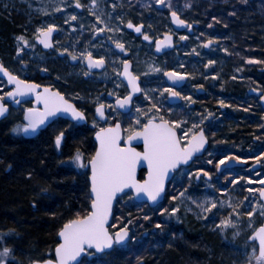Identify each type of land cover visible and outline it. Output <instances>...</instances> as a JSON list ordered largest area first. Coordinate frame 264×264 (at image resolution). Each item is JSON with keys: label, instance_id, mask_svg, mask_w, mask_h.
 <instances>
[{"label": "rangeland", "instance_id": "obj_1", "mask_svg": "<svg viewBox=\"0 0 264 264\" xmlns=\"http://www.w3.org/2000/svg\"><path fill=\"white\" fill-rule=\"evenodd\" d=\"M61 3L67 5L59 12L54 9ZM85 5L84 9L77 8L74 0H0V11L5 14H16L21 21L15 29L18 33L9 37L10 47L3 48L2 57L14 74L24 77L37 76L42 70L53 78H57L61 88L69 83L73 76L79 77V72L70 64L68 57L57 58L59 52L52 56H43L35 41L36 29L55 23L61 27V34L56 41L60 48H70L72 38L77 36L79 30L91 22L103 27L90 9V0H81ZM99 7L97 14H107L111 12L112 19L109 26H119L123 31L96 33L103 36L101 40H96L75 51L77 59L79 53L92 51L94 56L103 55L108 61V67L100 74L94 75L92 80L102 83L106 90L107 102L111 108L106 110L108 122L120 121L124 130V137L128 133V126H135V121L139 119L141 124L144 121L142 114H138L137 107L146 110L151 100L141 92L140 96L133 102L130 112L120 113L114 108L113 101L117 95L125 94V87L118 78L119 72L115 69L119 66L123 58H130L133 61L134 73L140 76L141 89L153 96V90H162L169 87L164 78L163 72H155L151 67H157L167 71L169 68L175 71L189 73L187 84L180 90L181 102L170 104L167 95L161 96L160 91H156L153 99L158 103L159 115L166 119L187 118L189 123L185 127H190L192 123H199V118L212 113L202 127L209 139V145L199 160L186 168L179 170L172 180V184L167 189V195L162 203L155 207H149L146 203H138L131 191L121 195L116 202V210L120 216H116L111 224L117 228L132 221L129 224L130 235L136 239L120 246L124 250L135 243V248L147 237L153 244L152 249L156 250L164 244L173 243L180 238L184 232L199 230L211 235L213 244L222 248L226 252L230 264H247L249 253L258 247L252 232L264 221V215L260 214L259 203L262 202L259 193L249 192L250 188L259 189L260 183L264 181V157L257 163L251 157L264 152V110L260 105V96L264 94V0H171V8L168 0L163 4H157L155 0H97ZM115 4V9L112 5ZM190 4V7L186 5ZM46 9V10H45ZM175 9L180 13L182 19L187 20L192 26L181 33L176 34L175 48L173 51L163 55L155 56L153 53L154 41L161 37L164 32H173L169 22L168 14ZM75 13L77 20L69 19ZM235 13V15H233ZM122 16L124 23L121 25L115 17ZM212 17H217L213 21ZM131 19L133 23L139 24L143 21L144 32H148L153 37L152 40H145L142 36L131 39L130 28L127 21ZM65 21H68L65 23ZM75 25V27H73ZM83 25V27H81ZM94 29L92 28V32ZM129 33V34H128ZM23 35L28 39L29 44L17 39ZM130 35V36H129ZM187 36V40H180V36ZM210 36L218 37L212 45L206 46L201 42L206 41ZM119 39L129 48L128 52L115 47L113 41ZM23 48L22 52H17V48ZM228 49L227 52L224 49ZM195 49V51H193ZM249 57L253 59L249 60ZM209 60H214L215 64L204 67ZM74 62V60H72ZM46 68V71H45ZM240 69V71H237ZM203 85V89L198 86ZM260 91L257 92L256 89ZM10 89L5 81L0 79V96L5 95ZM66 90V89H65ZM68 96H73L72 91H65ZM191 94L194 103H187L184 96ZM219 100H224L225 104L220 105ZM25 105L13 107L3 121L13 137L20 138L22 131L17 133L13 128L24 123ZM173 111L168 114V109ZM87 113L94 112L92 109H85ZM91 125L95 131L98 126L106 127V123H100L92 114ZM93 120L96 123H93ZM62 130H59L60 132ZM57 132V134H58ZM56 134V135H57ZM219 149V151H218ZM231 151L235 155L243 156L241 161L231 160L222 166L221 171H217L215 164L222 155H227ZM213 161L208 164L207 161ZM204 168L206 172L212 173L211 178L201 174L200 177L193 175L189 177L188 172L196 168ZM89 169V168H88ZM229 169L233 177L239 175L242 179L232 185L225 176ZM250 177V179H248ZM231 179V178H230ZM215 185V187H212ZM221 187H226L228 193H221ZM183 193V195H181ZM176 196V200L171 198ZM231 196L233 203H240L247 197L248 200L241 204L243 214L239 218L238 230L232 226L219 228L220 219L227 217L232 208L228 205V197ZM207 197L223 199L225 203L218 209L205 214L201 212L197 205ZM191 198V199H190ZM195 201L196 203H193ZM138 204H141L138 206ZM180 205L177 214H170L171 207ZM257 207V212L249 218L246 213L251 208ZM168 209L161 213L160 208ZM124 211V212H123ZM136 215V217L134 216ZM145 216L149 219L146 223L140 224L138 220H143ZM235 218V213H233ZM143 218V219H142ZM113 219V217H112ZM161 220L163 224L157 228L152 220ZM152 226V227H151ZM112 230V229H110ZM234 233H236L234 235ZM117 246L111 250H116ZM110 251L104 254L92 252L88 256V262L93 264H113L114 259L110 256ZM20 262V261H19ZM253 264H256L253 259Z\"/></svg>", "mask_w": 264, "mask_h": 264}, {"label": "snow or ice", "instance_id": "obj_2", "mask_svg": "<svg viewBox=\"0 0 264 264\" xmlns=\"http://www.w3.org/2000/svg\"><path fill=\"white\" fill-rule=\"evenodd\" d=\"M157 4H163L165 0H155ZM247 2V0H244ZM77 8L83 9L84 4L81 0H74ZM90 11L95 16V20L99 22L103 27L97 26L95 23L92 24L94 29L93 35L96 33L105 32H118L123 31L119 26H109V21L112 19V13L97 14L96 9L99 7L97 0H90ZM168 6L171 8V0H168ZM190 7V4L186 5ZM65 3L59 4L54 10L59 12L61 9L66 8ZM116 5L113 4L112 8L115 9ZM46 10V9H45ZM235 15V13H233ZM70 20H77L75 13L71 14ZM120 24L124 23L123 17H115ZM171 19L176 25L191 27L192 25L185 19H182L180 13L175 9L171 11ZM213 21L217 17H212ZM68 21H65L67 23ZM75 27V25H73ZM83 27V25H81ZM128 28H134L137 33H140L144 27L143 21L136 24L131 19L127 21ZM58 25L55 23L47 24L46 26H40L36 29L34 34L35 39L41 41L46 46L50 45V39L54 32H56ZM145 40H152L153 37L148 32H143ZM18 40L23 41L24 44H29L28 39L25 36L20 35L17 37ZM187 36H180V40H187ZM218 37L210 36L206 41L201 43L206 46H211L214 40ZM115 47L122 50V52H128L129 48L125 46L119 39L113 41ZM173 43V35L170 32L164 33V39L156 40V48L160 49L164 45H171ZM23 48H17V52H22ZM64 53H68L69 49L64 48L61 50ZM195 51V49H193ZM225 52L228 49H224ZM71 59L77 60V54L71 53ZM81 60L87 61L88 70L91 71L93 67H106L108 61L105 56L93 55L92 51L86 53H79ZM253 59L249 57V60ZM264 63V61H260ZM215 64L214 60H209L204 67ZM123 71L120 75L127 78V85L130 86V91L126 95H117L115 104L119 108L127 107L133 103L134 94L142 92L148 100L152 103L146 109H140L137 107L138 114H142L144 121L137 119L135 126H128V135L126 141L122 140V126L120 121L108 122L105 119L106 127L98 126L95 136L99 141L95 153L89 158H85L84 155L77 150V153L72 160L76 164L84 169L90 168V210H85L83 214L76 212L75 215L68 218L58 231L59 242L54 246V256L49 255L48 258L32 260L30 264H83L82 254L92 255L91 249H94L100 253L106 250H111L115 245L126 243L127 240H135V236H131V229L128 223L123 224L119 228L114 224H110V219L113 216V202L117 198L118 193H123L127 189H134V195H145L146 198L152 202L158 201L162 196H166L165 183L168 180L170 174L173 171L179 170L182 166L190 164L198 154L202 155V150H205V145L208 142V137L205 134V128L202 127L204 121L212 116L211 112H208L207 116L199 118V123H192L190 127L187 118L181 117L180 119H166L163 115H159L158 103L153 99L156 91H160L161 96L165 94L168 99L175 100L182 95V92L176 90V87L165 88L162 90H153V96H149L147 91L141 89L140 76L132 71L133 62L129 59H123L120 61ZM152 71L163 72L164 75L171 81L179 82L186 79L190 74L184 71H175L169 68L167 71L157 67H151ZM0 71L6 76L9 84L14 85L11 91L4 93L5 96L16 99L18 96H27L34 94V104L36 106L29 107L25 111L26 122L22 125H17L13 128L14 132L24 133L34 132L41 125L45 123L50 117H55L60 112L69 113L71 118L76 121L85 119V112L78 108L76 104L72 102V99L66 97L65 93L59 89H53L51 85H40L34 80L22 79L20 75L14 74L4 66L3 62L0 61ZM46 71V69H45ZM119 72V66L115 69ZM240 71V69H237ZM88 73L86 72L85 75ZM203 89V85L198 86ZM260 91L259 88L256 89ZM261 100H264V95L260 96ZM184 100L191 104L194 103L191 94L184 96ZM3 96H0V115H4L8 111V105L3 103ZM220 105H224V100H219ZM111 108L110 105L104 103H97L96 112L100 118H106V110ZM168 114L172 113V109L169 108ZM95 124L96 121L93 120ZM64 131H60L55 136V144L57 147L61 145L64 138ZM137 138L143 139V151L138 150L132 146V142ZM219 151V149H218ZM261 157H264V152H260L259 155L251 157L257 163L261 162ZM241 161L244 159L243 156L235 155V153L229 151L227 155H222L221 158L216 161L215 167L217 171H221L222 166L231 160ZM144 161L147 163V175L145 179H137V167ZM208 164H212L213 161L208 160ZM228 171V175L225 176V180H228L232 185H235L238 180L242 178L239 175L233 177L231 170ZM201 174L211 178L212 173L206 172L204 168H196L192 172H188L187 175L192 177H200ZM31 177L32 173L27 174ZM231 178V179H230ZM250 179V177H248ZM212 187H215L213 185ZM221 193H228L226 187H221ZM249 192L259 193L260 197H264V186L259 189L250 188ZM183 195V193H181ZM172 200H176L177 197L173 196ZM191 199V198H190ZM248 200L247 197L240 203H233L231 196L228 197L227 203L232 208L227 217L220 219L219 228H227L232 226L237 228L239 224V218L243 214V208L241 204H244ZM196 203L195 201H192ZM35 203V202H34ZM225 201L212 197H207L204 201H201L197 207L201 212L205 214L210 213L213 209H218V204L221 206ZM180 210V205L177 204L171 207L170 214H177ZM260 214L264 215V201L259 203ZM168 209L160 208L161 213L167 212ZM257 212V207L253 206L251 211H247L246 215L251 218L253 214ZM235 213V218L233 217ZM144 219H149L145 216ZM161 225L157 224V228ZM112 229V230H110ZM236 233H234L235 235ZM252 237H255L259 241V253L257 255L256 248L254 247L249 253V259L247 264H253V259L256 264H264V224H261L252 232ZM12 249L9 247L0 248V264H8V257L11 254ZM51 253L52 250L50 249Z\"/></svg>", "mask_w": 264, "mask_h": 264}, {"label": "trees", "instance_id": "obj_3", "mask_svg": "<svg viewBox=\"0 0 264 264\" xmlns=\"http://www.w3.org/2000/svg\"><path fill=\"white\" fill-rule=\"evenodd\" d=\"M18 19V15L0 11V61L9 71L2 51L10 47L9 37L18 33ZM24 79L37 82L36 78ZM59 130L65 135L57 147L55 136ZM93 134L90 122L77 125L59 120L34 138L15 139L6 123L0 122V248L12 249L8 264H30L53 255L62 224L76 212L90 210L89 169L79 167L72 157L77 150L86 159L93 155ZM122 214L114 207L112 222ZM146 221L138 220L140 224ZM152 221L154 225L163 224L161 220ZM210 237L199 230L184 232L173 243L163 242L156 250L144 237L138 247L135 243L126 250L117 246L110 256L113 264H230L227 253ZM82 260L83 264L94 263L88 262L87 254Z\"/></svg>", "mask_w": 264, "mask_h": 264}, {"label": "flooded vegetation", "instance_id": "obj_4", "mask_svg": "<svg viewBox=\"0 0 264 264\" xmlns=\"http://www.w3.org/2000/svg\"><path fill=\"white\" fill-rule=\"evenodd\" d=\"M84 9V8H83ZM169 18V17H168ZM169 22H170V20H169ZM170 25H171V23H170ZM171 27H172V25H171ZM144 27H143V29H142V31L140 32V34L139 35H136L135 34V29L134 28H130L129 30H130V34L132 35V37H131V39L135 42V39L136 38H139L140 36H142V33L144 32ZM172 30H173V32H170V33H172V35L174 36V48H175V41H176V34L177 33H181V32H184L185 30H187V27H186V29L185 30H183V31H181V32H177V31H175L174 29H173V27H172ZM93 32H92V26H91V22H89L88 21V23L86 24V26H84L82 29H80L79 30V33H78V35L77 36H75V37H73L72 38V43H71V46H70V48H69V52H68V55H66V54H63V55H61L59 52H57L58 54H59V56H57V58H59V59H61V58H63V57H68L70 60V64L72 65V66H74L77 70H79V72H82V74H78L79 75V77L77 78V77H75V76H73V77H71L70 79H69V83L67 84V85H65V87H64V89L63 88H61V86H60V82H59V80L57 79V78H53V77H51L49 74H47L46 72L44 73L42 70L40 71V73H38L37 74V76H33V77H31V76H29V75H25L24 77H30V78H36V80H37V84H40V85H51L52 86V88L53 89H59L60 91H62V92H64L65 93V95H66V97H69V98H71L72 99V102L74 103V104H76V106L78 107V108H80L81 110H83L84 112H85V119H86V123L85 124H82V125H86L87 123H89V122H91V119L93 118L92 117V114H93V116H94V118L96 119V120H98L97 118H96V105H97V103H104V104H106V102H107V96H106V90L105 89H103V85H102V83H96V82H94L93 80H92V77L94 76V75H97V74H100V73H102L107 67H108V63H107V66L106 67H104L103 69H101V70H91V71H89L88 70V67L86 66V60H81L80 58H78L77 60H74V62L72 61V59H71V53H75V51H76V53H77V51L80 49V47L81 46H85V48H86V44H90V43H92V42H94V41H98V40H101L102 38H104L103 36H101V35H99V34H97V36H93V34H92ZM165 33V32H164ZM164 33H162V35H161V37L160 38H158V39H156V40H159V39H162L163 38V36H164ZM60 34H61V27L60 26H58V28H57V33L54 35V37H53V39H52V42H53V46L50 48V49H47V50H45L43 47H42V45L41 44H38V42H37V40L35 39V41H36V44H37V46H38V50H39V52L43 55V56H52L56 51H61L62 50V48H60L59 46H57V43H56V41H58V38H59V36H60ZM129 34V33H128ZM130 36V35H129ZM155 40V41H156ZM155 41H154V47H155ZM154 47H153V53H154ZM174 48L171 50V51H173L174 50ZM171 51H167V52H165V53H163V54H161V55H155V53H154V55L155 56H158V57H160V56H163V55H165V54H167V53H169V52H171ZM62 52V51H61ZM98 58V57H97ZM123 59H129V60H131L130 58H123ZM132 61V60H131ZM133 62V61H132ZM46 69V68H45ZM133 69H134V65H133V67H132V71H133ZM122 70H123V68H122V65H120V71H119V74H118V78H119V80L121 81V83L124 85V87H125V94L124 95H126L127 94V92L129 91L128 90V88H127V86H126V84H125V82L121 79V75H120V72H122ZM88 73L87 75H85V73ZM134 72V71H133ZM24 77H21L22 79H24ZM163 78H164V75H163ZM164 80H165V78H164ZM187 81H188V76L186 77V82L184 83V85L183 86H181L180 88H176V90L178 91V90H180V89H182L186 84H187ZM165 82H166V80H165ZM166 84L169 86V87H173V86H170L167 82H166ZM7 85V84H6ZM8 87V86H7ZM140 87H141V84H140ZM10 90L9 91H11V88L10 87H8ZM66 89V90H65ZM65 91H72L73 92V96H68V94L65 92ZM140 94H141V92L139 93V95L138 96H136V97H134V100H133V102H135V100L140 96ZM169 100V103L170 104H178V103H180L181 102V98L179 97V102H176V103H172L171 101H170V99H168ZM3 101H4V103L5 104H7L8 105V107H9V113H10V111H11V109L13 108V107H17V106H19V105H25V106H27V108H29V107H34L35 105H34V103H33V100H26V101H24V102H22V103H20V104H18V105H14L13 104V102H7L6 101V97H5V100L3 99ZM115 101H116V99L113 101V105H114V108H115ZM132 105H133V103H132ZM94 107V112L92 113V111L91 112H89V113H87V111L85 110V109H92ZM26 108V109H27ZM131 108H132V106H131ZM262 108V107H261ZM26 109L24 110V123H25V111H26ZM116 109V108H115ZM131 110V109H130ZM130 110L128 111V112H130ZM119 111V110H118ZM120 112V111H119ZM127 112V113H128ZM120 113H122V112H120ZM127 113H122V114H127ZM106 115H107V113H106ZM59 120H65V121H67V122H71V123H74V124H77V125H80L78 122H72V121H69V120H67V119H63V118H58V119H56V120H54L52 123H54L55 121H59ZM107 121H108V115H107ZM100 122V121H99ZM51 123V124H52ZM101 123V122H100ZM105 123V122H104ZM50 124V125H51ZM121 126H122V124H121ZM122 130H123V127H122ZM96 132V131H95ZM94 132V133H95ZM122 133H123V139H125L126 137H124V130L122 131ZM206 134V133H205ZM23 136V135H22ZM93 136H94V134H93ZM207 136V135H206ZM208 137V136H207ZM208 145H209V139H208ZM208 147V146H207ZM137 148L138 149H141L139 146H137ZM207 149V148H206ZM205 152V151H204ZM203 152V153H204ZM203 155V154H202ZM202 155H198V156H196V158L191 162V164L192 163H194L195 161H197V160H199V158L202 156ZM190 164V165H191ZM190 165H188V166H190ZM188 166H182L179 170H181L182 168H186V167H188ZM179 170H177V171H174L173 172V175H172V177H171V180H170V182L168 183V186H167V189L170 187V185L172 184V180L174 179V176H175V174L179 171ZM144 174H145V171H141L140 173H139V177H138V179H140V180H142L143 178H144ZM167 190H166V195H167Z\"/></svg>", "mask_w": 264, "mask_h": 264}, {"label": "water", "instance_id": "obj_5", "mask_svg": "<svg viewBox=\"0 0 264 264\" xmlns=\"http://www.w3.org/2000/svg\"><path fill=\"white\" fill-rule=\"evenodd\" d=\"M168 17H169L170 23H171V25H172V27H173V29H174L175 31H177V32H181V31H183V30L186 29L187 26H180V25H176V24H175V22L171 19V12L168 14ZM134 31H135V30H134ZM56 33H57V30H56V32L53 33V35H52V37H51V39H50V45H51V46H46V45H45L44 43H42L41 41L37 40L38 44H41L42 47H43L45 50L50 49V48L53 46L52 39H53V37H54V35H55ZM135 34H136V35H139L140 33H137V32L135 31ZM162 39H164V36H163ZM162 39H159V40H162ZM173 48H174V36H173V43H172L171 45H164L162 48L157 49V48H156V44H155V47H154V53H155V55H161V54H163V53H165V52H167V51H171ZM86 66H87V61H86ZM103 68H104V67H103ZM103 68H100V67H93L91 70H101V69H103ZM122 71H123V70H122ZM164 78H165L166 82H167L170 86H173V87H176V88H180V87L183 86L184 83L186 82V79H185V80L179 82V84H177L176 82L169 80L165 75H164ZM0 79H2L3 81H5V83L7 84V86L10 87V88H12V87L14 86V85L8 83L7 76H6L2 71H0ZM121 79L125 82V84H126L128 90L130 91V86L127 85V78L121 76ZM139 93H140V92L135 93V94H134V97L138 96ZM263 95H264V94H263ZM26 100H33V103H34V100H35L34 94H29V95H27V96H22V97H21V96H18L16 99H13V98H11V97H7V96H6V101H7V102H13L14 105H18V104H20V103H22V102H24V101H26ZM170 101H171L172 103L179 102V97L176 98L175 100H170ZM2 102L4 103V101H2ZM34 105H35V104H34ZM260 105H261L262 109L264 110V100H261V99H260ZM35 106H36V105H35ZM131 106H132V104H130V105H128L127 107H124V108H119V107L116 106V104H115V108H116L117 110H119L120 112H122V113H127V112L131 109ZM8 115H9V107H8V111H7L4 115H0V122L3 121L5 118H7ZM58 118L67 119V120L72 121V122H78L80 125L86 123V119H82V120L76 121L74 118H71V117H70V114H69V113L60 112V113H58L55 117H50L47 121H45V123H44L43 125H41V126H40L36 131H34V132L24 133V132L22 131V135H23V137H24V138H27V139H30V138H34V137H36L40 131H42V130H44L45 128H47V127H48V126H49L54 120H56V119H58ZM96 118H97L98 121H100L101 123H104V122H105V119L107 120V115H106V118H100V117H99V114L96 112ZM25 122H26V116H25ZM263 124H264V119H263ZM95 133H96V132H95ZM95 133H94L93 139H94V142H95V151H96L97 147L99 146V141L97 140V138H96V136H95ZM122 140H123V141H126V138L123 139V133H122ZM132 146H133L134 148H137V146H139L141 149H138V148H137V149L140 150V151H143V139H142V138H137L136 140H134V141L132 142ZM207 146H208V142H207V144L205 145V149L207 148ZM95 151H94V153H95ZM204 151H205V150H202V153H203ZM94 153H93V154H94ZM198 155H200V154H198ZM198 155H197V156H198ZM191 162H192V161H191ZM191 162H190V164H191ZM190 164H188V165H190ZM188 165H184V166H188ZM141 171H145L144 178H143V179H145V177H146V175H147V171H148V169H147V163L144 162V161H142L141 164L137 167V179H138V177H139V173H140ZM90 172H91V170H90V168H89V176H88L89 193H90V187H91V184H90ZM173 172H174V171H173ZM173 172L170 174L168 180H167L166 183H165V192H166V190H167V186H168V183H169L170 180H171V177H172V175H173ZM143 179H142V180H143ZM260 186H261V187L264 186V181L260 183ZM129 191H131V193H132L133 196H134V199H135L138 203H146L149 207H155V206H157L158 204L162 203V202L164 201V198H165V196H162L158 201H156V202H152V201L148 200V199L146 198V196L143 195V194H141V195H134V189H127V188H126V189L123 191V193H118V194H117V198H116V199L114 200V202H113V210H114V207H115V205H116L117 199H118L121 195H123L124 193H127V192H129ZM89 196H90V195H89ZM260 199H261V201H264V197H260ZM90 200H91V196H90ZM112 217H113V216H112ZM111 221H112V218L110 219V224H111ZM262 224H264V221H263ZM254 238H255V237H254ZM129 240H130V239H129ZM129 240H127L126 243H124V244H120L119 246H124V245H126V244L129 242ZM255 241H256V243H257L258 253H259V241H258L257 238H255ZM58 242H59V239H58ZM115 246H116V245H115ZM113 248H114V247H113ZM113 248H112V249H113ZM112 249H111V250H112ZM111 250H106V251L103 252V253H100V252H98V251H96V250H94V249H91L90 251L95 252L96 254H104V253H107V252H109V251H111ZM85 255H86V254H82V259L84 258ZM53 256H54V251H53Z\"/></svg>", "mask_w": 264, "mask_h": 264}, {"label": "bare ground", "instance_id": "obj_6", "mask_svg": "<svg viewBox=\"0 0 264 264\" xmlns=\"http://www.w3.org/2000/svg\"><path fill=\"white\" fill-rule=\"evenodd\" d=\"M13 15H16V14H13ZM17 16V15H16ZM18 21H20L19 19H18Z\"/></svg>", "mask_w": 264, "mask_h": 264}]
</instances>
